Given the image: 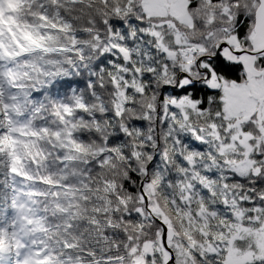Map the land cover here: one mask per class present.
Returning <instances> with one entry per match:
<instances>
[{
    "label": "snow or ice",
    "instance_id": "snow-or-ice-1",
    "mask_svg": "<svg viewBox=\"0 0 264 264\" xmlns=\"http://www.w3.org/2000/svg\"><path fill=\"white\" fill-rule=\"evenodd\" d=\"M0 264H264V0H0Z\"/></svg>",
    "mask_w": 264,
    "mask_h": 264
}]
</instances>
